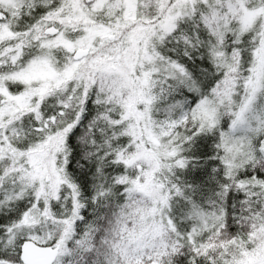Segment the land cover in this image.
<instances>
[{"label":"snow or ice","instance_id":"6c2138e0","mask_svg":"<svg viewBox=\"0 0 264 264\" xmlns=\"http://www.w3.org/2000/svg\"><path fill=\"white\" fill-rule=\"evenodd\" d=\"M0 264H264V0H0Z\"/></svg>","mask_w":264,"mask_h":264}]
</instances>
